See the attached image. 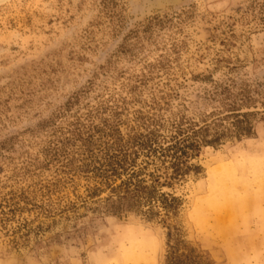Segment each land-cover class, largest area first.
Returning <instances> with one entry per match:
<instances>
[{
    "label": "rangeland",
    "instance_id": "rangeland-1",
    "mask_svg": "<svg viewBox=\"0 0 264 264\" xmlns=\"http://www.w3.org/2000/svg\"><path fill=\"white\" fill-rule=\"evenodd\" d=\"M230 102L253 133L199 148L176 217L89 196L90 156ZM263 112L264 0H0V264H164L173 229L198 264H264Z\"/></svg>",
    "mask_w": 264,
    "mask_h": 264
},
{
    "label": "trees",
    "instance_id": "trees-1",
    "mask_svg": "<svg viewBox=\"0 0 264 264\" xmlns=\"http://www.w3.org/2000/svg\"><path fill=\"white\" fill-rule=\"evenodd\" d=\"M224 107L223 113H211L193 128L172 124L166 135L150 131L127 145L102 150L100 156L91 154L90 164L84 166L94 181L89 196L105 194L111 212H134L159 224L173 219L181 200L166 190L190 173L199 174L200 168L190 164L199 148L219 146L225 140H240L253 133L252 118L257 112H243L235 102ZM164 264H198V256L177 229L166 233Z\"/></svg>",
    "mask_w": 264,
    "mask_h": 264
},
{
    "label": "bare ground",
    "instance_id": "bare-ground-1",
    "mask_svg": "<svg viewBox=\"0 0 264 264\" xmlns=\"http://www.w3.org/2000/svg\"><path fill=\"white\" fill-rule=\"evenodd\" d=\"M220 188H221L222 191L224 190L223 186H220Z\"/></svg>",
    "mask_w": 264,
    "mask_h": 264
}]
</instances>
